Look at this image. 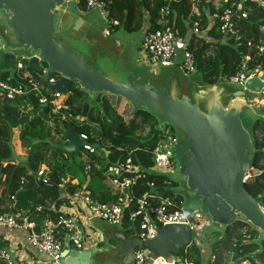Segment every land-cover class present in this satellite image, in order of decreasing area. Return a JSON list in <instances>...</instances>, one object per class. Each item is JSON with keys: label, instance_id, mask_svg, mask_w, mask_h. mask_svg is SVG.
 I'll return each mask as SVG.
<instances>
[{"label": "trees", "instance_id": "16d2710c", "mask_svg": "<svg viewBox=\"0 0 264 264\" xmlns=\"http://www.w3.org/2000/svg\"><path fill=\"white\" fill-rule=\"evenodd\" d=\"M101 1L106 5L109 19L118 22V25L113 27L122 28L128 33L160 30L162 10L169 9L170 15L166 20L189 39V51L195 56L197 74L202 76L205 85H218L223 79L235 77L240 72L249 74L259 64H264V56H255V45L252 48L248 46L250 41L255 44L260 37L258 27L264 22V15L260 9L250 12L248 19L239 22L243 30V39L236 43L233 40H224L218 31V26L211 21V15L216 11L217 0ZM78 3L81 10L87 12L86 3L83 0ZM194 4L199 11V17L192 12ZM195 21L200 22L203 30L210 28V31L195 36L192 31ZM249 56L251 60L245 62L244 68V61ZM6 59L7 64L11 62L7 55ZM24 64L25 70L45 88L43 92L51 93L43 75V70L48 68L47 63L32 60ZM16 68L17 63L12 73L9 70L0 72V78L5 81L10 79L12 84H18L20 81L15 73ZM53 78L57 79V77ZM76 86L73 87L66 101L69 110L61 111L58 115L52 113L51 105L40 104L36 93L14 100L0 101V170L2 168L0 216L21 212L29 217L30 221L36 223L37 230L40 231L49 219L57 218L60 208L70 204L71 198L77 192L89 190L92 199L100 203L115 202L117 197L113 195L111 189H96L95 186L105 181L109 168L118 162L131 158L140 169L149 170L153 167V151L158 142L161 125L158 117L145 109L135 108L121 98L106 94H97L96 102H99L101 107L96 110L95 105L90 104L91 94ZM123 104L126 105L121 110ZM86 105L89 106L88 113H85ZM63 116H66L64 120ZM71 126L77 127L80 134L87 135L90 143L101 144L104 150H96L94 155L87 154L89 161L84 159L81 150L77 153L79 160L76 161L74 158L70 161L56 146L66 142L64 133ZM16 129L19 130L23 148L27 149V156L16 155L11 145L13 131ZM251 133L255 147V154L252 156L253 166L261 174L246 184V190L257 199L264 190V121L262 119L257 121ZM87 162L93 165L90 172L86 171ZM42 169L47 171L53 187L38 188L34 191L37 174ZM167 179V177L149 176L147 180L140 181L136 187V196L140 198L150 194L152 191L150 184L155 182L161 192L181 203V196L174 191L179 184L171 180L170 186L165 185ZM63 180H68V183L64 189H61L59 185ZM134 226H138V223L130 222L129 212H126L123 230L128 239L135 237ZM2 232L0 231V251L7 250L10 246L9 241L5 239L6 235ZM244 234H249L251 241L247 242ZM258 234L257 230L241 222L227 228L224 234L226 240L214 247L213 264H240L245 259L264 263V254H259V244L254 242ZM219 245L220 253L217 249ZM186 250L185 259L189 264H201L200 249L194 243ZM225 253H230L232 256L230 263L228 260L225 261L223 257ZM0 264L3 262L0 261Z\"/></svg>", "mask_w": 264, "mask_h": 264}, {"label": "water", "instance_id": "95a60500", "mask_svg": "<svg viewBox=\"0 0 264 264\" xmlns=\"http://www.w3.org/2000/svg\"><path fill=\"white\" fill-rule=\"evenodd\" d=\"M65 3L67 0H0V11L7 17V23L15 34L17 48L22 49L16 58L7 56L17 60L24 53L37 52L49 67L44 82L51 92L67 94L77 85L90 94L121 98L137 109L154 113L161 123L169 122L188 141L189 156L179 169L186 178L185 188L200 199L212 224L226 230L241 222L264 235V190L257 199L253 198L244 182L254 169L252 156L255 147L252 133L241 117L245 110H249L264 121L260 108L246 101L249 94H261L264 69L262 75L247 81V92L229 88L223 80L214 86L205 85L203 81L185 86L172 76L169 86L166 82L161 87L143 82L142 77L135 79L131 76L126 82L111 80L89 64L91 58L87 54L57 41L55 18ZM82 17L76 19L74 31H79L85 22ZM103 35L106 36L104 31ZM8 67L6 60L4 68ZM195 75L197 72L192 74ZM53 77L57 79L50 82ZM88 111L89 106L86 105L85 113ZM64 137L66 142L56 148L73 161L87 142L81 139L75 126L68 127ZM90 145L96 150H104L101 144ZM49 187L53 185L43 184L37 177L34 191ZM193 236L189 228L171 225L161 228L154 241L130 240L133 241L129 246L131 256L126 264L131 262L136 248H147L158 258L179 255L193 244ZM67 254V264L93 262L91 251L66 250L64 255Z\"/></svg>", "mask_w": 264, "mask_h": 264}, {"label": "built area", "instance_id": "2783aa9c", "mask_svg": "<svg viewBox=\"0 0 264 264\" xmlns=\"http://www.w3.org/2000/svg\"><path fill=\"white\" fill-rule=\"evenodd\" d=\"M78 2L80 0H77ZM86 3L87 11L97 9L103 18L107 19L111 26H117L118 22L109 19V12L106 5L101 0H83ZM253 4V5H252ZM216 11L211 15L212 23L218 26L219 33L224 40H233L241 42L243 39L242 28L239 22L249 18V13L255 9H260L264 15V0H217L215 4ZM192 12L199 17V11L196 4L193 5ZM170 15L169 9L162 10V28L156 31L146 32L143 39V49L147 53L150 66L163 69L177 67L186 76H192L197 72L196 59L189 51V39L183 36L181 31L175 26L170 25L167 17ZM193 34L200 35L208 33L210 28L203 30L200 22L195 21L192 26ZM260 37L255 44L249 42L248 46L254 45L255 56H264V22L258 27ZM106 36L109 31H104ZM5 41L0 36V63L3 57L8 54ZM17 62L16 74L20 81L18 84H12L10 79L7 81L0 78V101L14 100L18 97H26L36 93L40 104L52 106V113L58 115L61 111H68L66 104L71 92L60 94L51 92L45 94L32 74L25 70L24 62L32 60L42 61L40 55L22 56ZM251 60V56L246 57L245 62ZM264 64H259L254 71L249 74L240 72L235 77L223 79L225 85H232L236 89L248 91L246 83L248 80L262 75ZM49 67L43 70L44 77L47 75ZM56 79L52 78L50 82ZM48 87V84H46ZM252 95V94H251ZM261 95L264 99V87ZM255 106V105H253ZM264 108V104L259 106ZM66 116H63V120ZM165 123V122H164ZM158 142L153 151L154 164L149 170L140 169L131 158L118 162L109 168L108 183L113 195L117 200L113 203H100L92 199L89 192H77L72 197L71 207L66 210H59L55 220L49 219L42 230H37L36 223L30 221L29 217L21 212L8 213L0 216V231H8L17 234H24L23 239H19L17 245H23L35 254L45 256L48 262L45 264H67L66 259L69 255H64L66 250L69 252L86 251V240L88 230L93 228L94 221L104 222L106 225L122 228L125 224L126 212H129V220L138 223L134 226L136 229L135 240L143 243L154 241L158 237V231L166 226L180 225L189 228L194 234L198 233L202 223L209 222L210 219L203 211H187L183 208L182 202L174 201L170 196L165 195L157 188L155 182L150 184L152 189L150 194L143 197L136 196V187L140 181L147 180L149 176L167 177L165 172L174 169L175 148L179 140L172 130V125L165 123L159 127ZM81 139L87 144L83 147V157L94 155L96 149L91 147L88 136L81 134ZM86 171L90 172L93 165L90 162L86 164ZM261 172L258 169L251 170L245 177V184L254 179ZM43 184H50L47 171L42 169L37 174ZM168 178V177H167ZM68 180H63L59 188L64 189ZM24 185V181H22ZM165 185H171V179L165 181ZM132 206L134 207L132 209ZM244 239L251 241L250 235H244ZM23 240V241H22ZM22 241V244L20 242ZM182 251L178 258L167 262L165 258H158L147 248H136L132 260L129 264H189L185 259L187 250ZM148 251L151 253L149 254ZM179 260V261H178ZM215 260V258H213ZM0 261L3 264H21L16 260L11 246L7 250L0 251ZM240 264H264L258 260H243Z\"/></svg>", "mask_w": 264, "mask_h": 264}, {"label": "rangeland", "instance_id": "374dc122", "mask_svg": "<svg viewBox=\"0 0 264 264\" xmlns=\"http://www.w3.org/2000/svg\"><path fill=\"white\" fill-rule=\"evenodd\" d=\"M78 2L70 1L64 4L61 8L60 15L55 18V29H56V39L59 42H64L76 50H79L85 54H87L91 59L89 64L96 68L97 70L103 72V74L111 80H115L118 82H126L129 77H134L135 79L142 77L143 82L156 84L158 87L165 85V83L169 86L170 78L173 76L178 78L182 84L185 86L191 84L192 82H200L202 81V76L197 74L195 76H186L182 71H180L177 67L173 68H160L150 66L148 61V55L146 52H141V45L143 40L144 31L138 33H128L122 28L116 29L110 25L109 21L102 17L101 13L97 9H93L91 11H87V13L83 16L84 19L91 23L94 26L95 33L88 38L85 42V46H79L75 42H73L72 38L68 37V27L69 30L74 31V26L72 29L68 25V22L72 15L77 14ZM69 15V16H68ZM81 16V15H78ZM2 21V22H1ZM6 21V23H5ZM103 31H109L110 35L103 36ZM0 36H3L6 41L7 51L10 52L13 57L16 58L17 54L21 52V48H17V39L9 24L7 23V17L3 12L0 11ZM128 47L125 54L122 55L120 53V48ZM142 53V54H141ZM39 55L35 51H30L28 53H24L23 56H34ZM139 55V56H138ZM145 58L143 59L142 57ZM7 60V59H6ZM4 59L0 63V72H4L9 70L11 73L15 69V64L21 59L11 60L8 62V68H4V63L6 62ZM136 64L139 67H135L133 69L131 65ZM138 62V63H137ZM135 64V65H136ZM3 65V66H2ZM131 73V75H130ZM229 88L236 87L232 85H226ZM92 99L90 101L91 106L95 105L96 110L101 107L98 100V96L96 93H92ZM249 94L247 98L251 97ZM97 98V99H96ZM96 99V100H95ZM95 101V103H94ZM256 107H259L256 105ZM260 108V115L264 116V108ZM157 116V115H156ZM158 117V116H157ZM242 119L245 126L250 130H254V126L258 120L261 118H257L252 114L251 111L245 110L242 113ZM159 119V117H158ZM54 121V120H53ZM51 121V123L53 122ZM165 123H169L165 121ZM165 123H161L165 124ZM173 133L179 140V145L175 148L174 158H175V167L172 170L166 171L165 174L172 181L179 184L177 188L174 189L175 193H177L182 198V206L187 211H203L204 208L201 206L200 199L197 198L195 194L190 193L185 188V176L181 175L180 167L186 163V160L189 156V147L187 138L177 129L172 128ZM11 145L14 149L16 155H26L27 149L23 148L20 138H19V130L16 129L13 131V136L11 140ZM84 152V151H83ZM76 161L79 160V155L75 156ZM6 166V165H4ZM69 179V178H68ZM95 228H100L104 231V244L101 245L100 250L102 252L98 253V255L93 257L92 264H121L123 261L118 256H123V248L126 245H129L128 242H124L117 237V233H122V228H116L109 225H106L104 222L94 221ZM225 231L217 228L212 224L211 220L207 223H202V227L198 233H194L193 243L200 249L201 253V264H213V255H214V247L226 240ZM90 238L99 240L96 234H94L93 230H90ZM258 237L254 240L255 243L259 244V254H264V235L258 231ZM249 235V234H244ZM98 237V238H97ZM91 242H94V241ZM128 240V239H127ZM129 243H133V241L129 240ZM130 246V245H129ZM221 246H217L218 252L220 253ZM151 251V250H150ZM128 259L131 256V251L127 250ZM152 252V251H151ZM149 254H151L148 251ZM224 253V252H223ZM230 253H225L223 257L225 261L231 262ZM232 257V256H231ZM178 258L176 255H172L171 257H166L165 260L167 262H171L172 260ZM125 260V259H123ZM126 261V260H125Z\"/></svg>", "mask_w": 264, "mask_h": 264}, {"label": "crops", "instance_id": "0c3cea01", "mask_svg": "<svg viewBox=\"0 0 264 264\" xmlns=\"http://www.w3.org/2000/svg\"><path fill=\"white\" fill-rule=\"evenodd\" d=\"M70 1L78 2L77 0H70ZM77 4H78L77 14L72 15V17L70 18V20L68 22V25L71 27L70 29L73 28L74 23L76 22V19L78 17H80L78 15L84 16L87 13V12H83L81 10V8L79 6V3H77ZM82 18H83V20L85 22L80 25L81 27H80L79 31H71V30H69V27H68V29H67L68 35L67 36L72 38L73 42H75L79 46L84 47L85 46V42L88 40V38L91 37V35H93L95 33V29H94V26L91 23H88L84 19V17H82ZM144 35H145V32H144ZM144 35H143V39H144ZM127 49H128V47L120 48L119 50H120V53L122 55H124L125 51H127ZM140 49H141L142 53L145 52L144 49H143V40H142V45H141ZM142 58L144 59L145 56L142 57ZM135 64H136V62H135ZM135 64H132L131 65L132 68H130V69H133L135 67H139L137 64L136 65ZM130 75H131V73H130ZM91 99H92V95H91ZM125 105L126 104H123L121 110L125 107ZM22 156H26V155H22ZM87 157H88V155H87ZM84 159L89 161L86 158V156L84 157ZM108 182L109 181L106 178L105 181L103 183H101V185H97L96 184L95 187H97L96 189H100V188H103V189H108L109 188L110 189ZM74 183L76 184L77 182H74ZM84 192H89L91 194V191H89V190L88 191L85 190ZM71 202H72V198H71L70 204L62 206L60 208V210L63 211V210L68 209L69 207H71ZM90 230H93L94 234H96L98 237H100V239L99 240L97 239L96 242H95L96 238L94 240L91 239L90 238V234H91ZM2 234L6 235L5 239L7 241H9V244H10L11 248L13 249V254H14L16 260H18L21 264H45V263L48 262V258L47 257L35 254L34 252H31L29 249L24 248L23 245L22 246L21 245H17L19 239H23V237L25 236L24 234H17V233L8 232V231H3ZM124 235H125L124 230H123L122 233H117V237L119 239L124 240V242H128V244L130 245L128 240H133V239H128ZM104 238H105L104 231L102 229H100V228H95V224H94L93 228L88 230V238L86 240V251H91L93 253V257L98 255V253L102 252L100 250V248H101L100 246L105 243L104 242ZM92 240L94 242H91ZM22 241L20 242V244H22ZM129 245L124 246V248H123L124 249L123 250L124 255L121 256V257L118 256L123 261L121 264H126L128 261H130V260H128V257H127V255H128L127 250H129ZM123 259H125L126 261L123 260Z\"/></svg>", "mask_w": 264, "mask_h": 264}, {"label": "bare ground", "instance_id": "6f19581e", "mask_svg": "<svg viewBox=\"0 0 264 264\" xmlns=\"http://www.w3.org/2000/svg\"><path fill=\"white\" fill-rule=\"evenodd\" d=\"M246 101L252 105H258V106H261L264 104V99L261 95H255V94H252V96L249 98H246Z\"/></svg>", "mask_w": 264, "mask_h": 264}, {"label": "flooded vegetation", "instance_id": "af4514ba", "mask_svg": "<svg viewBox=\"0 0 264 264\" xmlns=\"http://www.w3.org/2000/svg\"><path fill=\"white\" fill-rule=\"evenodd\" d=\"M5 44H6V42H5ZM6 55H11V56H12V54H11L10 52H8V54H6ZM6 55L3 57L2 61H3L4 59H6Z\"/></svg>", "mask_w": 264, "mask_h": 264}]
</instances>
